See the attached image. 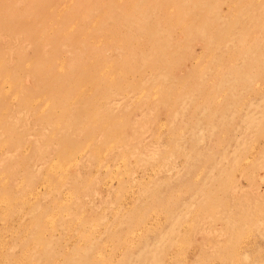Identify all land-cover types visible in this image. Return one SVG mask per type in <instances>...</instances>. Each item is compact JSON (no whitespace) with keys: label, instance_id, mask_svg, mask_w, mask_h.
I'll return each mask as SVG.
<instances>
[{"label":"rangeland","instance_id":"obj_1","mask_svg":"<svg viewBox=\"0 0 264 264\" xmlns=\"http://www.w3.org/2000/svg\"><path fill=\"white\" fill-rule=\"evenodd\" d=\"M0 264H264V0H0Z\"/></svg>","mask_w":264,"mask_h":264}]
</instances>
